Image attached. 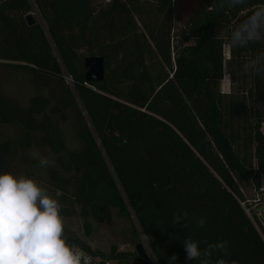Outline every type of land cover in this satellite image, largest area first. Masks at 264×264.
<instances>
[{"label": "trees", "instance_id": "1", "mask_svg": "<svg viewBox=\"0 0 264 264\" xmlns=\"http://www.w3.org/2000/svg\"><path fill=\"white\" fill-rule=\"evenodd\" d=\"M34 7L41 21L29 26ZM262 8L264 0H0V66L60 81L77 110L70 187L34 181L61 217L80 206L109 221L115 207L133 221L155 264H264V239L239 203L240 184L259 186L264 176V50L250 55L261 48L264 23L259 37L231 35V24ZM95 55L104 58V78L88 82L84 58ZM226 67L240 76L227 93L220 90ZM3 98L0 125L21 126L22 148L36 136L51 144L45 115L61 114L54 100L36 93L17 117ZM0 156V172H9L8 141ZM63 237L70 248L91 249ZM187 243L198 257H187Z\"/></svg>", "mask_w": 264, "mask_h": 264}, {"label": "rangeland", "instance_id": "2", "mask_svg": "<svg viewBox=\"0 0 264 264\" xmlns=\"http://www.w3.org/2000/svg\"><path fill=\"white\" fill-rule=\"evenodd\" d=\"M55 1V0H49ZM109 0H93V4L100 5ZM34 6V5H33ZM35 20L39 19L37 9L31 12ZM244 22L231 24V35L235 31L241 30ZM236 27V28H235ZM236 29V30H233ZM241 33L247 35L246 30ZM255 29L254 35H258ZM260 35V34H259ZM259 35L257 37H259ZM261 42V48L252 51V57L261 58L260 52L264 50V39L258 38ZM224 57H229V47L225 45L223 48ZM67 85L71 87L70 78H65ZM240 76L234 71L233 67H226L223 78L220 81V90L227 93L232 88H237ZM73 90V88L71 87ZM36 93L48 95L60 108L61 114H51L46 112L45 118L50 127L51 144L42 143L40 136L34 138L33 146L25 149L20 146V138L23 134L21 126L17 122L0 125V142L8 141L13 149L14 161L9 165L8 170L16 177L32 179L35 182H47L50 178L61 182L64 185H71L73 181V172L66 165L69 154L80 147L75 133L80 126L78 122L76 108L70 103L65 88L58 80L41 79L33 76L30 72L20 69H11L7 66H0V94L4 96L7 107L13 109L17 113V117L21 116L22 109L28 104V99ZM34 161L38 162L35 165ZM0 162L1 156H0ZM63 167H62V165ZM264 184V176L261 178ZM70 187V186H69ZM240 188L243 195L249 200V206H253L254 191L250 182L241 183ZM97 199L98 196H93ZM77 206L76 214L71 217H61L63 223L62 235H72L80 242L85 243L89 248L101 252L106 255L111 253H135V245L142 241L141 234H136L133 230L135 226L133 221L126 216L119 215L116 208H112L111 219L96 221L90 214H82ZM264 210L261 208L260 211ZM264 224V214L261 216ZM259 233L264 237V229L256 226ZM64 230L69 231L68 233ZM136 254V253H135ZM153 258V257H152ZM151 258L149 264H155ZM111 264H137L132 259H111Z\"/></svg>", "mask_w": 264, "mask_h": 264}, {"label": "clouds", "instance_id": "3", "mask_svg": "<svg viewBox=\"0 0 264 264\" xmlns=\"http://www.w3.org/2000/svg\"><path fill=\"white\" fill-rule=\"evenodd\" d=\"M264 8L241 26L253 39ZM241 30L234 33L241 39ZM58 202L32 179L0 172V264H81V256L63 238ZM187 257H198L194 243L186 244ZM223 264V261H218Z\"/></svg>", "mask_w": 264, "mask_h": 264}, {"label": "built area", "instance_id": "4", "mask_svg": "<svg viewBox=\"0 0 264 264\" xmlns=\"http://www.w3.org/2000/svg\"><path fill=\"white\" fill-rule=\"evenodd\" d=\"M263 126L264 121L261 122V130ZM249 182L252 183L253 191L255 194L252 200L254 205L252 207L249 206V200L246 198L239 203L243 207L245 213L250 218L255 227L260 226L264 229V224L261 220L263 210L260 211L261 208H264V184L260 182V185L256 186L253 181ZM262 238L264 239L263 236ZM71 249L81 256V264H111V260L94 253L92 249L85 248L81 245H73Z\"/></svg>", "mask_w": 264, "mask_h": 264}, {"label": "water", "instance_id": "5", "mask_svg": "<svg viewBox=\"0 0 264 264\" xmlns=\"http://www.w3.org/2000/svg\"><path fill=\"white\" fill-rule=\"evenodd\" d=\"M39 19H40V16H39ZM25 21L27 25L29 26L35 23V19L33 18L32 13H28L25 16ZM84 69H85L84 78L86 81L88 82L102 81L104 78V73H105L104 72V58L99 55L86 56L84 58ZM65 78H69L67 73L65 74ZM262 212L264 214V210ZM75 245H78V244H75ZM135 253H136V256L134 257V259L136 262H139L141 264H148V262L151 260L152 258L151 251L147 245L146 240L143 237H142V241L138 242L135 245Z\"/></svg>", "mask_w": 264, "mask_h": 264}]
</instances>
